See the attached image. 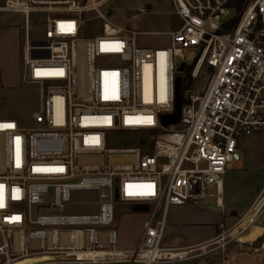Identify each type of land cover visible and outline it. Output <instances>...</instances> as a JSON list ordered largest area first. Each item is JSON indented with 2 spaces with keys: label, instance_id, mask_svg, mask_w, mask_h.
<instances>
[{
  "label": "built area",
  "instance_id": "built-area-1",
  "mask_svg": "<svg viewBox=\"0 0 264 264\" xmlns=\"http://www.w3.org/2000/svg\"><path fill=\"white\" fill-rule=\"evenodd\" d=\"M111 1L0 5L24 17L21 80L37 85L40 97L32 127L0 119V264L29 257H44L29 264L175 263L223 249L264 209L263 189L234 229L203 245L163 246L168 209L202 203L212 196L208 188L219 201L226 165L240 160L238 140L264 132V0H171L181 26L165 48L136 41L144 32L132 23L150 12L148 4L124 9L126 24L118 25L108 18ZM31 13L44 15L42 41L29 37ZM88 20H99L101 32L82 38ZM191 48L197 56L187 64ZM176 77L180 118L164 127ZM141 131H157L151 153L106 145L107 133ZM119 205L148 207L130 249L117 247L112 227ZM110 252L116 254L107 259Z\"/></svg>",
  "mask_w": 264,
  "mask_h": 264
},
{
  "label": "rangeland",
  "instance_id": "rangeland-1",
  "mask_svg": "<svg viewBox=\"0 0 264 264\" xmlns=\"http://www.w3.org/2000/svg\"><path fill=\"white\" fill-rule=\"evenodd\" d=\"M3 0H0V5ZM139 3L151 5L150 12L141 15L138 20L132 23V27L144 33L137 35L138 45L151 48H165L170 44L169 32L178 29L181 26L180 18L175 14L171 0H112L110 2L111 13L108 18L111 22L118 25H125L123 19V10L126 8L136 9ZM232 14V12H231ZM44 30V15L42 13H31L29 16L28 33L31 41H42ZM101 32V23L99 20H88L82 29V38H93ZM24 34V17L21 14L0 12V119H15L21 126L29 128L33 126L32 113L39 110L40 97L38 86L26 83L21 80L20 72V54L21 42ZM16 47V48H15ZM17 49V53H15ZM197 56V49H189L184 56V62L192 64ZM179 57H175L174 63L178 67L181 64ZM113 65V63H110ZM202 78V77H201ZM157 131H141L138 133H107L106 145L108 148L119 147H141L143 153H151L155 135ZM260 133V132H259ZM264 133V132H261ZM245 137V135H244ZM262 138V147L256 153L257 157L251 160L252 165L258 170L254 180H264V134L258 136ZM243 138V136H242ZM240 138V139H242ZM1 155V153H0ZM241 159L236 165L227 164L226 170L233 171L242 169L243 155L240 152ZM262 168V169H261ZM208 193L214 192V188H208ZM80 197V196H79ZM212 198H208L211 200ZM50 200V197L47 199ZM213 201V200H212ZM172 208V207H170ZM87 207L76 206L75 210L84 211ZM148 213L126 210L124 206L116 207L115 222L112 227L117 233V247L126 249L135 238V232L138 231L144 218L147 219ZM258 223V222H257ZM257 223L252 224L242 234L255 229ZM264 224V221H262ZM264 228L262 227V231ZM227 232V231H226ZM220 234V233H219ZM226 244L228 247L235 245V240L229 238ZM235 239V237H234ZM165 240V233L163 239ZM264 242V232L259 236L257 242ZM254 246L248 250L241 248V251H254ZM44 257H32L19 261L17 264L33 263L37 259ZM245 258V257H244ZM195 260H181L178 264H192ZM165 264V263H162Z\"/></svg>",
  "mask_w": 264,
  "mask_h": 264
},
{
  "label": "crops",
  "instance_id": "crops-1",
  "mask_svg": "<svg viewBox=\"0 0 264 264\" xmlns=\"http://www.w3.org/2000/svg\"><path fill=\"white\" fill-rule=\"evenodd\" d=\"M148 5L151 8V5ZM15 53H17V49H15ZM262 134L264 133H253L238 140L237 148L239 154L241 152L243 155L242 169L226 170L219 201L216 200L214 188L212 196L208 197L212 198L211 200L206 198L202 203L173 206L168 209L165 218L163 246L187 248L203 245L213 240L223 230L230 231L240 224L251 209L257 195L264 189V180H254L258 170L251 163L253 157H257L256 153L262 147V138L258 137ZM124 208L131 210L132 207L125 205ZM145 221L144 218L138 231L135 232V238L127 244L126 249L133 248L138 243ZM262 221H264V209L255 229L244 235L237 234L234 236L235 239L232 237V240L236 241L235 245L228 247L226 244L229 243V240L223 248L224 251L216 248L184 261L196 259L192 264H264V242H257L259 236L264 232L259 225V223L262 224ZM242 236L246 239L249 238L250 242L243 240ZM252 244L255 245L253 252L241 251V248L251 249ZM170 264H178V262Z\"/></svg>",
  "mask_w": 264,
  "mask_h": 264
},
{
  "label": "water",
  "instance_id": "water-1",
  "mask_svg": "<svg viewBox=\"0 0 264 264\" xmlns=\"http://www.w3.org/2000/svg\"><path fill=\"white\" fill-rule=\"evenodd\" d=\"M179 69L180 71L183 70V64L180 65ZM179 85H180V78L176 77L175 83H174L175 99H174L173 113L169 115H163L160 118L161 124L164 127L172 125V124H176L179 121L181 105H182V97L180 96V93H179ZM131 210L135 212H146L148 210V207L147 205H138V206L132 207ZM259 225L264 228V224L259 223Z\"/></svg>",
  "mask_w": 264,
  "mask_h": 264
},
{
  "label": "bare ground",
  "instance_id": "bare-ground-1",
  "mask_svg": "<svg viewBox=\"0 0 264 264\" xmlns=\"http://www.w3.org/2000/svg\"><path fill=\"white\" fill-rule=\"evenodd\" d=\"M144 80H145V87L148 89V90H146V93L148 94L147 96H148V100H152V95H151V92H150V80H149V76H148V74H147V72H145V74H144ZM157 99L160 101V100H162L163 99V94L161 93V92H159V94L157 95ZM252 224H248L247 226H245L243 229H242V233L244 232V231H246L250 226H251ZM242 238H243V236H242ZM241 238V239H242ZM243 240H246V241H249V238L248 239H246L245 237L243 238ZM250 242V241H249ZM115 252H110V253H106L105 254V257L107 258V259H111V258H113L114 256H115ZM29 258H32V257H29ZM26 259H28V258H26ZM19 262V261H18ZM18 262H16L15 264H17Z\"/></svg>",
  "mask_w": 264,
  "mask_h": 264
},
{
  "label": "trees",
  "instance_id": "trees-1",
  "mask_svg": "<svg viewBox=\"0 0 264 264\" xmlns=\"http://www.w3.org/2000/svg\"><path fill=\"white\" fill-rule=\"evenodd\" d=\"M236 5L239 6L240 5V1L236 2ZM189 72H190V69L189 70H185L184 78H186L189 75ZM182 90H183V88H182V86H180L179 87V93H180L181 97L183 96Z\"/></svg>",
  "mask_w": 264,
  "mask_h": 264
}]
</instances>
